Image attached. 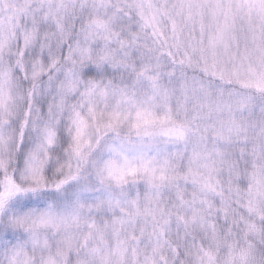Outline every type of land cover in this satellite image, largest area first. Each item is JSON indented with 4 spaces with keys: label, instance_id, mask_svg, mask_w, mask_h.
<instances>
[{
    "label": "snow or ice",
    "instance_id": "snow-or-ice-1",
    "mask_svg": "<svg viewBox=\"0 0 264 264\" xmlns=\"http://www.w3.org/2000/svg\"><path fill=\"white\" fill-rule=\"evenodd\" d=\"M0 264H264V0H0Z\"/></svg>",
    "mask_w": 264,
    "mask_h": 264
}]
</instances>
